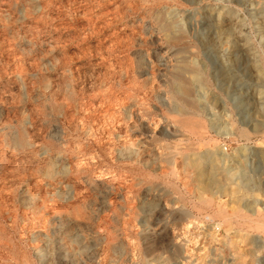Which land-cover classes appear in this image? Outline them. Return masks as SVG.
Masks as SVG:
<instances>
[{"label": "rangeland", "instance_id": "1", "mask_svg": "<svg viewBox=\"0 0 264 264\" xmlns=\"http://www.w3.org/2000/svg\"><path fill=\"white\" fill-rule=\"evenodd\" d=\"M0 264H264V0H0Z\"/></svg>", "mask_w": 264, "mask_h": 264}, {"label": "bare ground", "instance_id": "2", "mask_svg": "<svg viewBox=\"0 0 264 264\" xmlns=\"http://www.w3.org/2000/svg\"><path fill=\"white\" fill-rule=\"evenodd\" d=\"M189 93V91H186L185 94L187 95Z\"/></svg>", "mask_w": 264, "mask_h": 264}]
</instances>
